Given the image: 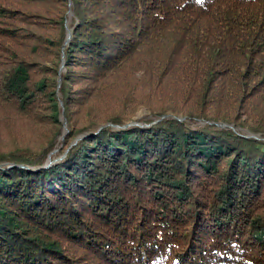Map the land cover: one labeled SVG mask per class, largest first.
I'll return each instance as SVG.
<instances>
[{
	"label": "trees",
	"instance_id": "trees-1",
	"mask_svg": "<svg viewBox=\"0 0 264 264\" xmlns=\"http://www.w3.org/2000/svg\"><path fill=\"white\" fill-rule=\"evenodd\" d=\"M0 264H264V0H0Z\"/></svg>",
	"mask_w": 264,
	"mask_h": 264
},
{
	"label": "rangeland",
	"instance_id": "rangeland-1",
	"mask_svg": "<svg viewBox=\"0 0 264 264\" xmlns=\"http://www.w3.org/2000/svg\"><path fill=\"white\" fill-rule=\"evenodd\" d=\"M70 5H72V0H70ZM69 14V17L71 18L72 17V11L70 10V12L68 13ZM66 32H67V37H66V40H65V43H64V48H65V46L68 44V42L70 41V39H71V35H72V29L69 27V18L66 20ZM63 56H64V54H63ZM64 68H65V59H64V57H63V61H62V66H61V68H60V73L62 72V71H64ZM61 82H62V79H61V77H59V85H58V87H60V85H61ZM60 104L63 106V102H60ZM148 113V108L147 107H144V108H142L141 110H139L138 112H137V115L134 117L135 119L134 120H132L131 122H128V124L127 125H133V123L135 122V124L137 123L135 120H137L139 117H142L143 115H145V114H147ZM61 120H63V124H64V131H67L68 130V126H67V121H66V119L64 118V117H62V119ZM219 126H222V124L221 123H217ZM225 125V124H224ZM223 125V126H224Z\"/></svg>",
	"mask_w": 264,
	"mask_h": 264
},
{
	"label": "water",
	"instance_id": "water-1",
	"mask_svg": "<svg viewBox=\"0 0 264 264\" xmlns=\"http://www.w3.org/2000/svg\"><path fill=\"white\" fill-rule=\"evenodd\" d=\"M133 124H135V122L133 123ZM227 124H225L224 126H226ZM61 158V157H60ZM60 158H58L57 160H59ZM48 165H51V162L48 164Z\"/></svg>",
	"mask_w": 264,
	"mask_h": 264
}]
</instances>
